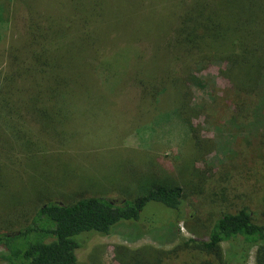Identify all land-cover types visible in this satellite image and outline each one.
I'll use <instances>...</instances> for the list:
<instances>
[{"label": "trees", "instance_id": "trees-1", "mask_svg": "<svg viewBox=\"0 0 264 264\" xmlns=\"http://www.w3.org/2000/svg\"><path fill=\"white\" fill-rule=\"evenodd\" d=\"M121 21L130 23L127 41ZM143 37L166 51L165 77L137 66ZM212 64L232 84V106L251 115L264 81V0H0V226L20 227L0 231V264H80L77 252L90 239L124 221L144 222L153 203L177 211L175 224L186 219L185 189L169 179L134 198L58 196L72 180L88 185L65 158L72 131L63 119L70 99L109 97L121 85L150 103L168 94L174 101L177 89L183 107L170 110L190 123L193 73ZM262 189L264 201V176ZM253 249L254 264H264V226L243 208L222 213L208 240L144 249L130 264L180 261L183 253L176 264H247Z\"/></svg>", "mask_w": 264, "mask_h": 264}, {"label": "rangeland", "instance_id": "rangeland-1", "mask_svg": "<svg viewBox=\"0 0 264 264\" xmlns=\"http://www.w3.org/2000/svg\"><path fill=\"white\" fill-rule=\"evenodd\" d=\"M146 22L145 17L139 18L140 26ZM129 24H119L125 41ZM141 40L137 66L145 76L165 77L166 51L150 48V39ZM126 53L125 49L116 52L121 58ZM220 70V65L212 64L193 73L197 83L190 85L186 107L190 123L175 109L170 110L183 107L177 89L172 102L170 94L166 101L162 97L152 103L135 100L121 85L110 90L109 97L70 99L63 119L72 131L65 148L70 155L65 158L70 168L72 165L78 170L80 180L76 181L86 180L88 185L81 188L72 180L58 190V196L75 199L83 192L80 196L134 198L167 179L185 189L186 219L175 224L177 211L149 204L143 211L144 222L124 221L110 236L90 239L77 252L80 264H130L133 254L144 249L169 252L181 245V240H208L222 213L243 208H248L255 221L264 226V146L260 145L264 142V102L258 101L264 98V81L255 102H251V115L249 101L247 110L239 113L229 101L232 84ZM193 131L202 144H196ZM26 220L21 218L18 224ZM12 228L20 227L3 225L0 231ZM222 248L227 253L230 245L223 243ZM183 255L180 261L168 258L165 264L188 257ZM255 255L253 249L247 264L255 263Z\"/></svg>", "mask_w": 264, "mask_h": 264}]
</instances>
